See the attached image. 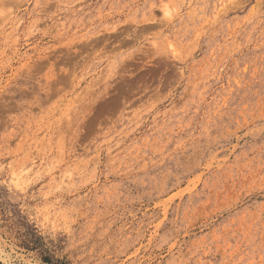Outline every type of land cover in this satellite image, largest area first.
<instances>
[{"label":"rangeland","instance_id":"374dc122","mask_svg":"<svg viewBox=\"0 0 264 264\" xmlns=\"http://www.w3.org/2000/svg\"><path fill=\"white\" fill-rule=\"evenodd\" d=\"M0 264H264V0H0Z\"/></svg>","mask_w":264,"mask_h":264}]
</instances>
